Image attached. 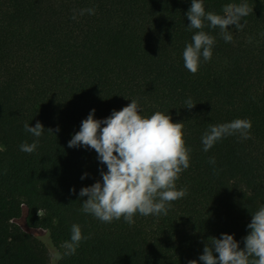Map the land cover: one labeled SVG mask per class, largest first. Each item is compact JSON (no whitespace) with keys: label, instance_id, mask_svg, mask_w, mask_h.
Instances as JSON below:
<instances>
[{"label":"trees","instance_id":"obj_1","mask_svg":"<svg viewBox=\"0 0 264 264\" xmlns=\"http://www.w3.org/2000/svg\"><path fill=\"white\" fill-rule=\"evenodd\" d=\"M228 3L253 12L242 30L229 26L232 42L205 21L216 42L192 74L183 61L198 31L188 27L191 0H0V264H49L33 235L41 232L58 264H203L205 245L222 234L244 247L251 214L264 207V0H204L217 14ZM88 8L95 14L80 15ZM133 99L142 115L184 123L190 166L176 185L187 195L167 215L105 223L82 212L79 193L107 167L94 149L68 143L92 109L103 120ZM238 118L251 120L250 138L203 150L209 125ZM37 121L39 138L24 128ZM37 139L34 152L21 151ZM74 224L85 238L72 253Z\"/></svg>","mask_w":264,"mask_h":264},{"label":"clouds","instance_id":"obj_2","mask_svg":"<svg viewBox=\"0 0 264 264\" xmlns=\"http://www.w3.org/2000/svg\"><path fill=\"white\" fill-rule=\"evenodd\" d=\"M85 12L95 14V9H82L80 15ZM222 12L206 11L204 0H191L186 14L190 21L188 27L189 30L198 31L183 51L184 67L190 73H197L202 59L210 61L212 58L216 41L214 36L203 30L205 21L212 29H220L225 42H232L229 26L234 25L237 30H242L244 25L240 23L241 19L253 9L247 3H228ZM72 18L76 19V16ZM185 103L188 109L196 105L191 99ZM94 114L95 109H92L68 143L70 148L84 146L94 149L99 161L107 167L106 172L101 170L102 182L97 181L80 190V197H87L82 203V212L105 223L123 218L129 225L135 223L133 218L137 214L145 217L167 215L171 203L187 195V188L178 189L176 185L180 174L190 166L191 149L184 139V123H174L169 113L161 111L150 116L142 115L136 99L119 111L113 110L103 120L96 119ZM251 127L250 119L239 118L209 125V130L202 137L203 150L209 151L217 141L236 133L248 139ZM24 128L37 138L45 130L39 121L35 127L26 123ZM47 130L53 133L51 129ZM38 143V139L31 144L25 142L20 149L32 153ZM210 163L215 164V159L212 158ZM251 216V222L247 225L250 232L244 237L243 248L233 235L222 234L219 239L211 237L199 260L203 264H264V207ZM71 233L66 247L74 253L85 237L79 225L74 224ZM189 264H197V260H190Z\"/></svg>","mask_w":264,"mask_h":264},{"label":"rangeland","instance_id":"obj_3","mask_svg":"<svg viewBox=\"0 0 264 264\" xmlns=\"http://www.w3.org/2000/svg\"><path fill=\"white\" fill-rule=\"evenodd\" d=\"M46 248L49 254V264H58L59 254L52 246L50 237L46 232L33 234Z\"/></svg>","mask_w":264,"mask_h":264}]
</instances>
